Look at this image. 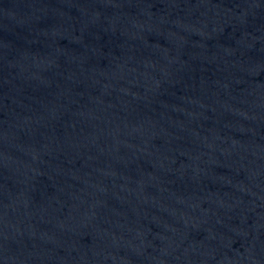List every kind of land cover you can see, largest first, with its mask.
<instances>
[{
  "label": "water",
  "instance_id": "1",
  "mask_svg": "<svg viewBox=\"0 0 264 264\" xmlns=\"http://www.w3.org/2000/svg\"><path fill=\"white\" fill-rule=\"evenodd\" d=\"M0 264H264V0H0Z\"/></svg>",
  "mask_w": 264,
  "mask_h": 264
}]
</instances>
